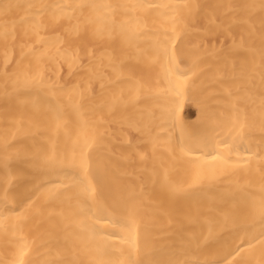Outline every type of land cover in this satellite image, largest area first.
<instances>
[{"label":"bare ground","instance_id":"obj_1","mask_svg":"<svg viewBox=\"0 0 264 264\" xmlns=\"http://www.w3.org/2000/svg\"><path fill=\"white\" fill-rule=\"evenodd\" d=\"M0 264H264V0H0Z\"/></svg>","mask_w":264,"mask_h":264},{"label":"rangeland","instance_id":"obj_2","mask_svg":"<svg viewBox=\"0 0 264 264\" xmlns=\"http://www.w3.org/2000/svg\"><path fill=\"white\" fill-rule=\"evenodd\" d=\"M188 110H192V111H193V108L189 106V107L187 108V111H188Z\"/></svg>","mask_w":264,"mask_h":264}]
</instances>
